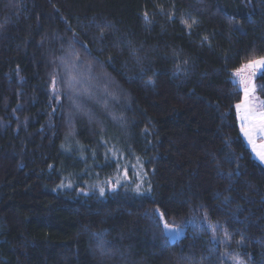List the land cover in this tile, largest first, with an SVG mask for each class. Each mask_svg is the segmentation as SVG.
I'll return each instance as SVG.
<instances>
[{
	"label": "trees",
	"instance_id": "trees-1",
	"mask_svg": "<svg viewBox=\"0 0 264 264\" xmlns=\"http://www.w3.org/2000/svg\"><path fill=\"white\" fill-rule=\"evenodd\" d=\"M262 56L264 0H0V264H264Z\"/></svg>",
	"mask_w": 264,
	"mask_h": 264
},
{
	"label": "rangeland",
	"instance_id": "rangeland-1",
	"mask_svg": "<svg viewBox=\"0 0 264 264\" xmlns=\"http://www.w3.org/2000/svg\"><path fill=\"white\" fill-rule=\"evenodd\" d=\"M68 57H64V60L67 59ZM259 59V58H258ZM249 63V62H248ZM247 64V63H245ZM245 64L240 66L238 69L232 72V79L234 82L239 84V87L242 91V98L238 104H242L245 101V86L249 87L251 90L249 91L248 97H247V106L249 109H251L252 112L254 113H259V112H264V99L261 98L258 93L257 89L259 88V84L256 82V78L261 74V72L264 70V67H258V68H245L243 67ZM64 67V65L62 66ZM71 68V66H69ZM66 68V67H65ZM89 67L85 65V71L84 74L82 71H80V74H77L76 70L72 69L69 71V75L67 77V84L69 86L70 92L73 93L75 96L74 98H79L82 96L86 95V92L82 88V86H93L90 85L91 81L86 80V76L89 74ZM103 76V75H102ZM76 78V80H75ZM80 78L82 79V84L77 82V79ZM86 80V82H85ZM88 81V82H87ZM244 83H241V82ZM87 83V84H85ZM109 99L114 100L112 97L108 96ZM76 111L75 113L79 115L78 111L80 108H76L73 106ZM82 111H80L81 113ZM235 113H236V118H237V123H238V128H239V133L240 136L242 137L246 147L250 150V153L253 157L254 160H256L258 163H260L262 166H264V160H261L260 157L257 155L258 152L264 151V148H261V145H264V133H261L259 131H256L252 134L251 136V142L249 141V137L245 135L244 131H242V128H249L252 126V124H255L256 121H248L244 120L243 117L245 115V110L242 107L239 114L238 110L235 106ZM255 145V149H254ZM110 189L114 188L113 184H109ZM159 219L161 226L163 228V232L167 239L169 241H176L179 238H181L185 234V227L181 225H175L173 223H168L163 216L158 213ZM162 217V218H161ZM169 225V228H165V224ZM190 225L195 226L196 224H203L205 223V219L203 216H199L196 218H192L188 221ZM187 222L184 224L187 225ZM183 225V224H182Z\"/></svg>",
	"mask_w": 264,
	"mask_h": 264
},
{
	"label": "snow or ice",
	"instance_id": "snow-or-ice-1",
	"mask_svg": "<svg viewBox=\"0 0 264 264\" xmlns=\"http://www.w3.org/2000/svg\"><path fill=\"white\" fill-rule=\"evenodd\" d=\"M195 23V21H193ZM191 27V25H188ZM243 67L245 68H258V67H264V56L260 57L259 59L250 60L249 63L245 64ZM241 83H244L243 81ZM251 89L245 86V101L242 104H237L236 108L238 110V114L243 107L245 110V115L243 117L244 120L252 121L255 120L256 123L252 124L249 128H242V131H244L245 135L249 137V141L251 142V136L254 132L259 131L261 133H264V112L254 113L251 111V109L247 106V97L249 94V91ZM261 148H264V145H261ZM255 149V145H254ZM257 155L260 157L261 160H264V151H260L257 153ZM101 194H103V189H101ZM227 199V198H226ZM162 218V217H161ZM165 228L168 229L169 225L166 223ZM238 259V258H237ZM238 264H243V261L238 260Z\"/></svg>",
	"mask_w": 264,
	"mask_h": 264
}]
</instances>
